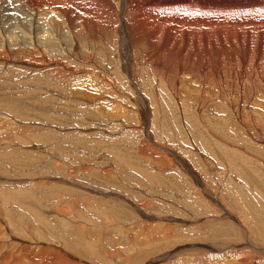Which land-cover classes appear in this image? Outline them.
I'll return each instance as SVG.
<instances>
[{"label": "bare ground", "instance_id": "1", "mask_svg": "<svg viewBox=\"0 0 264 264\" xmlns=\"http://www.w3.org/2000/svg\"><path fill=\"white\" fill-rule=\"evenodd\" d=\"M93 52H97L96 61L92 55ZM16 55H20V57ZM136 61L143 69L147 65L152 66L151 63L154 64L155 69L156 66H160L162 69L157 71L152 67L151 74L148 73L149 71L142 70L140 77L142 76L144 79L148 73L146 78L151 80L144 88H140L142 85L140 80L141 85L137 84L134 74ZM13 66L27 67L30 73L24 74L22 68L17 71L12 69ZM169 67L175 70L173 71L175 75L167 76ZM0 70V88H25L28 86L26 78L31 76L32 84L40 83L51 88L54 87L53 89L62 93L58 97L70 98L71 102L88 103L92 106V110L93 108L99 110L97 105L104 104L101 107L110 105L108 110H99L101 116L106 120H110L111 117H119L123 125L129 119H133V123L136 119L143 120L142 123L147 122L146 118L152 112L148 106L150 102L155 105L162 102L161 104L164 106L173 104L175 111L181 115L180 117L183 115L187 119L196 118V121L198 119L199 126L203 127L205 135L208 134L209 139L218 144L221 150H213L212 145L208 146L200 140L207 152L212 155L209 154L210 158L208 156L203 158L197 153V159L202 165L200 172L193 167L194 165H190L194 161L190 163L189 159H181V154L179 155L177 150L169 149L159 141L153 143L156 149L152 144L149 147L143 143L145 140L143 138L142 144L144 145L139 143L142 145L141 153L147 152L148 154L149 151L153 157L158 154L155 158L160 162L157 163L158 166H153V171L156 170L159 174L152 175L151 171H146L152 178L144 184H147L156 197L164 199L167 204L177 201L175 191L167 189L170 184L172 188L174 187L178 191L182 190V192L184 186H189L192 191H185L187 203H184L183 207H190L191 211H201V207L217 205L218 208H221L219 210L223 213V217H228L234 223L243 225L240 228L246 235H248V227L244 226V217L246 219L247 211L251 210V213L257 211L264 219V204H257L256 208L252 209V207L249 210L248 207L242 206L243 203H246V196L243 195V191L246 190L249 192L248 194L264 200V186L258 185L262 179L264 180V0H0ZM12 71L17 75H11ZM20 73H23V76ZM13 76L18 77L13 79ZM40 76L42 80H39ZM172 76L174 78H169ZM9 85L11 86L7 87ZM147 86L149 87L148 91ZM126 88L127 91L123 92V89ZM29 91L34 93V89L29 88ZM6 93L14 94V92L8 91ZM164 97L166 99L163 100ZM125 101L126 106L121 107L120 104ZM4 104L5 102L0 103L1 106ZM127 104H130V107H127ZM161 109L158 105L157 110L160 112ZM7 111L0 110V264H101V256L104 254L102 250L104 251L106 248L107 251L109 247H113L115 250L113 253L108 251L106 254L107 258L105 259L110 264H122L123 255H127L124 258V263H128L136 259L145 260L151 254H156L151 257L155 259L144 264H156L165 258L171 259L176 256L178 258L179 252H184L182 251L184 249L194 251L196 245H193L190 239H194L192 236L195 232H192L193 235L187 236L173 233L172 227L166 226L167 224L165 227L159 225L158 229L156 226L154 232L150 231L151 227L147 223L143 225V228L150 232H147L146 236L148 237L140 241L129 233L132 228L129 226L134 222L121 224L122 219L118 220L123 217L121 214H124V211L119 208L122 202H126L128 207L138 209L139 214L142 213L141 215L145 216L141 209L148 208L157 200H154L152 193H146L147 196L140 198L141 202L138 201L139 203L136 204L129 196L122 195L123 198H117L118 189L116 187L107 186L109 189L94 182V186L101 189V193L105 194L107 190L110 193L105 194L106 196H116L112 198L116 204L110 201L111 205H109L106 203L108 201H102L105 196L101 193L98 194L96 190L94 192L91 187V189L87 188L90 193H86L85 189H83L86 191L85 193H77L74 189V191H70L71 188L69 190L64 186L65 184L62 190L50 185L53 182H62H58L59 180L69 181L74 173L89 172L90 169L92 170L91 167H82V165L75 167L70 161L68 164L65 163L67 165H61L60 162L54 161L56 157L52 155L50 156L51 160H54L51 163H49V159L46 160L44 166L38 165L39 163L27 165L21 164L22 162L7 163L5 159L8 157L11 160L9 154L13 152H16L13 153L14 156L27 154V149H22L21 141L26 144L33 142L34 139H40V137L37 138L39 127L34 124L21 123L15 119L19 113L14 112L13 116ZM173 113L174 111L172 112L171 109L169 114ZM103 118L102 120H105ZM120 122L119 124H121ZM133 128L136 127L133 125ZM165 128L166 125L163 124V126L159 125L157 130L160 129L158 130L160 132ZM9 129L12 131L7 136L6 132ZM197 131L198 129L195 133L199 134ZM57 136L60 138H53L52 143L61 139L63 135ZM150 136L148 135V137ZM207 141L205 142L211 143ZM146 142L148 143L147 140ZM195 145L198 146V144ZM245 147L253 148L254 151L253 149L251 151L254 153L250 154V150L247 152ZM31 148L33 149V147ZM110 149L112 148L110 147ZM181 149L182 147L179 148V151ZM161 150L166 152L164 154L168 152L171 157L177 159L178 167H174L175 163L173 165L171 159L167 163L161 164L164 161L159 158L160 153L163 155ZM188 150L190 152V149ZM138 152L140 151L138 150ZM181 152L184 153L183 150ZM228 152L236 153L240 161H235L233 155L232 158L229 157ZM191 153H193L192 150ZM223 153L226 158L223 157ZM30 154L28 153V155ZM112 155L115 157L114 154ZM247 156H253L255 165H250V162H248L250 164L245 163L250 159L246 158ZM108 161L106 166L98 169L100 179L110 182L111 174L122 173L123 177L129 175L124 168L125 165L124 167H118L116 163L107 165ZM115 161H120L117 160V156ZM40 162L42 163V161ZM197 166L198 164H196ZM122 168L124 169L122 170ZM52 170L59 171L62 175L61 178L58 179L59 173L52 176L55 175H51L49 172ZM113 170H117V173ZM174 172H177V175L181 174L183 182ZM18 173L26 175L16 179ZM147 173H143L144 176ZM125 177L124 179H126ZM161 177L163 178L160 179ZM154 178L160 180L156 181ZM16 180L18 183H26L34 189L39 187L32 192L25 193L23 189L19 188L17 195H11L1 189V184H5L8 190L15 191ZM120 180L117 181L121 183ZM117 181L116 183H118ZM116 183L112 184L116 185ZM154 183L157 188L153 189L152 184ZM211 183L218 186L222 184L223 188L231 189L228 193L230 196L227 197H231L232 201H236L235 204H239L241 221L239 217L233 216L232 211L228 212L227 197H225L226 201L224 198L218 200V196L216 197L215 194L217 192H213V189L207 185L210 186ZM66 184L68 185V183ZM227 185L229 186L227 187ZM241 187H245V189L242 190ZM114 189L117 191L116 194L112 193L115 191ZM93 193L96 194L95 196L101 194L102 197L91 198ZM191 198L193 199L192 204L190 203ZM179 201L182 202L181 199ZM117 204H120L117 206L118 208ZM164 204L166 205V203ZM164 206L163 211L166 208ZM174 209L171 210L174 211ZM90 210L92 213L88 214L87 211ZM45 214L49 215L51 219L46 218ZM163 220L168 221L169 219L163 217ZM140 231L142 230L140 229ZM103 232H106V239ZM144 232L146 233V231ZM117 236H121V238L124 236L133 243L119 244L116 241L118 240ZM45 237L50 240L52 237L63 240L62 244L75 252L79 258L70 257V253L68 258L59 255V250L50 247L56 246V244L44 241L42 243ZM180 237L183 240H180ZM182 242L185 247L180 244L179 247H176V244ZM145 243L149 244L145 245ZM43 244L48 246L44 247ZM250 246H256V244L255 241H251L247 237L233 245H211L210 248L219 254L213 258L206 256L202 264H264V249L260 247V249L255 247L249 249ZM99 247L104 248L100 249ZM50 249L51 252H49ZM130 251L134 253L129 254ZM256 251L260 254H256ZM66 252L63 251V253ZM183 260L180 264H192L191 260Z\"/></svg>", "mask_w": 264, "mask_h": 264}, {"label": "rangeland", "instance_id": "2", "mask_svg": "<svg viewBox=\"0 0 264 264\" xmlns=\"http://www.w3.org/2000/svg\"><path fill=\"white\" fill-rule=\"evenodd\" d=\"M96 53L97 52H93L92 53V55L94 56V60L95 61H96V59H95ZM16 56L17 57H20V55H16ZM134 64H135L134 74H135V77L137 78V82H138L137 84H139V86H140L141 85L140 83L142 82V85L140 86V88H142V87L144 88L146 85H148V82L151 81V80H148V78H146V75H148V73L149 74L152 73V71H151L152 70L151 69L152 67L155 69L154 64L151 63L152 66H150V65L145 66L146 69L145 68L144 69L141 68V66L137 64V61ZM20 68L23 69L24 74L26 72L30 73L27 70L28 69L27 67H23V66H18V67H14L13 66L12 67V69H15L17 71H19ZM158 68H159V70H158ZM156 69H157V71L162 70L160 66H156ZM142 70L143 71L145 70L147 72L149 71L144 76V79H142V76L140 77V75L142 73ZM246 70L248 71V68ZM173 71H175V70H173V68H170L169 67V70L167 71V73H169V74H167V76L175 75V72H173ZM0 73H1V70H0ZM13 74L14 75H17L16 72H13L12 71L11 75H13ZM20 75L23 76V73H20ZM16 77H18V76H15V77L13 76V79H15ZM30 77L31 76H29L28 78H26L27 79L28 86H25V88L24 87L21 88V89H16V88H12V89H9V88L7 89L6 88L5 89L3 87L0 88V103L1 102H5V104L3 106L0 105V110H5V111L8 110L7 112L10 113V115H13L14 112L19 113V116L22 114V116H20V117L17 114V116L19 118L17 117L15 119L18 120V121H20L21 123H24V124L25 123L26 124H34L35 126L39 127V132H37L39 135H38L37 138L40 137L39 140H35L34 139V141H33L34 143L31 142L33 144H31V143H26L25 144V142L23 143L21 141V143H22V149L26 148L27 149L26 150L27 151V154H25L24 156H22V155L14 156L13 153H16V152H13L12 154H9V157L11 158V160H9L8 157L5 159V161H7V163H13V162L21 163L22 162L21 164H24V165L25 164L27 165V164H33V163L38 164L39 163L38 165H43L44 166V164H45L44 162L46 160L49 159V163H51L54 160V159L51 160V157L50 156L52 155V156H55L56 157V159L54 161L60 162L59 164H61V165H67L68 164V161H70V162H72L73 166H75V167H77V166H80L81 167V165H82V167L87 166V167H91L92 168V170L90 169L89 172H86V173H82V172L81 173H74L73 175H71V177L73 179L71 178V180H69V181L59 180L58 182L62 181L63 183L62 182H60V183H57V182L51 183L50 185L51 186H55L56 189L62 190L64 188V186H66V187L69 188V190L71 188L70 191H72L74 189L75 191H77V193L78 192H80V193H83L84 192L85 193L86 191H87L86 193H90V192H88V189L87 188H89V189L92 188V189H94V192L97 191V193L99 194V193H101V189H99L98 187L94 186V182H98V185L100 184L102 187H106V188L116 187L118 189V192L114 189L115 191L112 192V193H115L116 194V192H117V196H118L117 198H123L124 196H122V195H125L126 197L129 196V198H131L132 200H134L136 204H138L139 202H141L140 198H144V196L145 197L147 196L146 193L147 194H151V193L154 194V196L153 195H151V196L154 197V200L157 199L156 201H154L155 204L150 205L151 206V207L149 206L150 209H148L149 207L148 208H143V210L141 209V211L144 212V214H145L146 217L143 216V215H141L142 213L139 214L140 211L138 209H136V208L133 209L131 207H128V204L126 205V202H122L121 203L122 206L119 204L120 205L119 208H121L120 210L124 211V214H121V215H123V217H120L118 215V217H120L118 220L122 219L121 220L122 221L121 224L122 223L130 224V223H133L134 222L131 226H129L130 228L132 227L131 230L129 231L130 235L133 236V237H135V238H137V239H139L140 241H143L145 237H148V236H146L147 235V232H150L152 230L153 231L154 230L156 231V229H158V226L159 225H160V227L161 226L162 227H165V225L167 224L166 226L172 227L173 233H181V234H185V236H187V235H193L192 232H195V234L192 236V237H194V239H190V240H192L193 245H196L193 252H191L190 250L187 251L188 249L182 250L184 252H179L181 250L180 249L178 251L179 252V255H180V256H178V258H177V256L176 257H172L171 259L165 258V259L159 261L156 264H162V263L163 264H166V262H167V264H180L181 262L184 261L183 259L189 260V261L191 260L192 261V264H193V261H194V264H195V262H198V264H202V262L204 261V258H206V256H209V257L213 258L214 256H216V255L219 254L215 250H213V248H210L211 245H213V246L233 245L235 243L240 242L245 237L249 238V240H251V241H255L256 246H252V247H255V248H259L260 247V248H263L264 249V223H263L264 222V219H262L263 217L261 218L262 215L260 216L259 215L260 213H258L257 211H252V213H251V210H249L252 207H253L252 209L256 208L255 205H257V204L258 205H263L264 204V200L263 199L260 200L258 197H254L252 194H248L249 192L247 190L246 191H243L244 192L243 195L245 194V196H246L245 197V202L246 203H243L242 204V206L248 207L247 209L249 210V211H247L248 212L247 217H246L247 221H246V219L244 217L245 215H242V216L244 217V220H245L244 226L245 227H248V229H247L248 235H246L241 230L240 226L242 227L243 226L242 224L241 225H238V224H236L237 222L234 223L232 221V219H228V217L227 218L223 217V213L220 211L221 208L220 207L218 208L217 205H213L212 204L210 207H209V205H207V207H201L200 208L201 211H191L190 207H188V208L185 207V206L183 207V205H185L187 203L186 200H185L186 199L185 194L188 191H186V190L192 191L189 186H184L182 188L183 189V192H182V190H179L178 191V189H176L174 187L172 188V186L170 184V186L167 187V189L169 188L171 190H174L175 193H176V195H177V201H179V199H181V201L183 203L182 202L180 203V201L177 202L176 200L173 201L174 199L172 198L171 200L173 202L168 203L169 204L168 205L167 202L164 201V199L156 197V194L154 192H152L151 189H149L150 187H148L147 184H144L148 179L151 180V178H152V176L149 175V173H147L148 171L149 172L151 171L152 173H150V174H152V175L153 174L155 175V174L158 173L156 170H154L156 172L153 171V169H154L153 166H158L157 163L159 162V160L156 159L157 158L156 155L158 156V154H156L153 157V155H151V153L149 151H148V154L150 156L147 154V152L146 153L144 152L145 154L144 153H141V146L144 145L145 143L148 146L150 144H152L153 148H155L153 143L155 141L156 142L159 141V143L163 144L165 147H167V148L169 147V149H172V150H177V153L179 155L181 154V156H180L181 159H185V158L186 159H189L190 163L194 161L193 164L192 163L191 164L189 163V164L191 166L194 165L193 167L196 168V169H198L200 172H201L202 165L199 162V160L197 159V156H198L197 153H199L201 156H203V158H205L207 156L210 158L212 156L204 148V144H202V141H204V143L207 144L208 146L212 145L211 148L213 150H215V149L216 150H219V151L221 150V148L219 147L218 144L214 143L213 141H211V139H209L210 136L208 134L205 135V132H204L203 127L201 126L202 129H203L202 130L201 127L199 126L200 125V123H199L200 121L198 119H197V121L195 120L196 118L195 119L194 118H192V119L191 118L190 119L188 118L187 119V117L185 118V117H183V115H182V117H180L181 115H179V112L178 111H175L176 109H174V106L171 103H170L171 106H167L169 104H167L166 106H164V104H161L162 102L159 103L158 105H160V108H162L160 110V112H162V113H160L157 110L158 105L157 104L155 105V103L152 104V102H150L151 104L149 103L148 106L151 108V111L152 112L148 115V118H146V120H148L147 121L148 122V125H147V122L145 120H144L145 122L142 123L143 120L140 121L139 119H136V121H134V123H133V119H129V121H125V123L123 125L122 124V120L119 117H111L110 116L112 120L111 119L110 120H106V118H103V116H101L102 114H100V111L99 110H103V111L104 110H108L107 108H110L109 107L110 105L109 106H103V107H101V106L104 105V104H101V106L100 105L99 106L97 105V107H99V110L98 109L95 110V108H93V110H92V108H91L92 106L89 105L88 103H81V102H78V101H72L71 102L70 101L71 100L70 98H66L65 97L67 99L66 100V99H64L62 97H58V95L59 94L62 95V93L58 92L57 89H53L54 87L51 88V87H48L46 85H42L40 83H34V84H32L33 83V80L31 81ZM169 78H174V76L169 77ZM223 79H224V77L222 78V80ZM39 80H42L41 76L39 77ZM10 86L11 85H9L7 87H10ZM28 87L31 88V89H34V93L35 94L32 93V92L30 93ZM148 88L149 87L147 86V91L149 90ZM48 89H49V92H48ZM27 90H28V92H27ZM45 90H47V91H45ZM7 91L8 92H14V94L13 95H8L6 93ZM124 91H127V88L126 89H123V92ZM164 91H166V90H164ZM128 93H130V92H128ZM11 97L13 98V100H16V101H13ZM164 99H166V97H164L163 100ZM63 100H65V101H63ZM120 105H121V107H125L126 106V101L125 102H122ZM129 105L130 104H127V107H130ZM87 106H90V107H87ZM168 107L172 109V112L174 111L173 114H169L171 112V109H169ZM94 110H95V112H93ZM167 110H168V112H167ZM97 111H99V112H97ZM99 114H100V116H99ZM160 116H162V117H160ZM149 117H150V119H149ZM89 118H90V120H89ZM102 118L105 119V120H102ZM162 118H164V119H162ZM118 119H119V121H118ZM113 120L115 121L114 124H113ZM188 121H190V122H188ZM119 122L121 124H119ZM137 123H138V126H137ZM140 124H142L143 126L140 125ZM163 124L166 125V128H165V130L164 129H161V131H160L161 133H160V132H158V130H160V129L157 130V128H158L159 125L163 126ZM133 125L136 128H133ZM197 129H198L197 132L199 134L202 133L205 136L200 134L202 136L201 137L199 134L195 133ZM11 131H12V129H9L6 132V135L8 136V134ZM145 131H147L150 134H146ZM72 133H73V135H72ZM105 134L107 135V137H106ZM57 135H60V136L63 135V136H61V139H59V140L57 139V141L55 140L53 142L54 143L53 144L52 143V139L53 138H55V137L56 138H60ZM103 135H104V137H103ZM148 135L149 136L150 135H153V136L155 135L154 136L155 138L153 136H150V137L153 138V139L151 138V140H150V137H148ZM142 139L144 140V142L142 141ZM154 139H156V140H154ZM146 140L148 141V143L146 142ZM194 140H195V142H194ZM200 140H202V141H200ZM207 140L210 141L211 143H209ZM17 141H19V140H17ZM205 141H207L208 143H206ZM142 142L144 144H142ZM212 142H213V144H212ZM64 143H66V144H64ZM139 143L142 144V145H140ZM195 144H198V146L195 145ZM201 144H202V146H201ZM23 145H25V147H23ZM31 147H33V149ZM110 147L112 149H110ZM144 147H147V146H144ZM181 147H182L181 151L183 150L184 153H182L181 151H179V148H181ZM196 148H197V150H196ZM245 148H246V150H248L247 152H249V150H250V152H249L250 154H253L254 153L253 152L254 151L253 148H251V149H250V147H245ZM188 149H190V152H188L189 151ZM252 149H253V151H251ZM138 150L140 152H138ZM191 150H192L193 153H191ZM113 151H115L116 153L113 152ZM161 152H163V155H162V153H160L159 154L160 155L159 158H161V159L164 160V161L161 162V164L162 163H167L169 161V159H171L173 165L175 163L174 167H178L177 166V163H178L177 159L175 160V158L171 157L168 154V152H167V154H164V153H166V152H164V150H161ZM28 153H31V154L28 155ZM189 153L192 154V155H194V156H191ZM112 154H114L115 157L117 156V160H120V161H115V157H112L113 156ZM185 154H187V155H185ZM138 155H139V157H137ZM164 155H166V156H164ZM227 155H229V157H231V158H232V155H233V159L235 161H240V158L239 157L237 158V154L234 153V152L233 153L232 152H228ZM147 156H149V157H147ZM152 157H153V159H151ZM223 157H224V153H223ZM82 158H84V159H82ZM224 158H226V157H224ZM246 158H250V159L249 160H246L245 163L250 162L251 164L250 163H248V164H250L252 166L255 165V164H253V163H255V160L253 159V156H251V157L247 156ZM107 159H109L110 161H108ZM192 159H194V160H192ZM196 159H197V161H196ZM251 159L254 162H252ZM255 159H257V158H255ZM8 161H12V162H8ZM40 161H42V163ZM107 161H108L107 165L109 163H112V164L114 163V165L116 163V165L118 167L119 166H123L124 167V165H125L124 168H126L125 170H127V174H129V175H126V177L124 176L126 179H124L123 175L121 176L122 173L121 174L117 173V170H113L114 172L117 173V175H112L111 174V176H112L111 177V181L109 179V181L111 183L110 182H107L106 180H104L105 181L104 182L103 179H100L101 176H100V173H99V170L98 169L100 167H102V166H106V162ZM63 162H64V164H63ZM65 163H67V164H65ZM195 163L198 164L197 167H196V164ZM126 165H131L132 168H131V166L128 167ZM144 167H146L147 169L144 168ZM174 167H173V169H175ZM238 167L240 168V165ZM124 168H122V170ZM135 168H137L136 171H134ZM137 170L139 171V173H138ZM49 172L51 173V175L52 174H55V175H52V176H56V174L59 173V171L57 172V171H53V170L52 171H49ZM140 172H143L144 174L147 173L148 176L147 175L144 176V174L143 173H140ZM131 173L132 174L134 173L135 175L134 174L132 175ZM174 173L177 175V172H174ZM160 174H161V172H160ZM25 175L26 174L18 173L16 179L22 178ZM140 175L142 176V178L144 180H141L142 178H140L141 177ZM205 175L206 174L204 173V176ZM60 176H62V175L59 173V178L58 179L61 178ZM135 176H137V177H135ZM65 177H67V176H65ZM177 177H178V179H180L181 182H183V178H182V176H181L180 173H179V175H177ZM107 178H110V177H107ZM136 178H138V179H136ZM162 178L163 177H161L160 179H162ZM115 179H116V181L121 179L120 181H122V182L119 183V181H117L118 183H116ZM154 179L156 181L160 180L159 178H154ZM73 180H75V181H73ZM124 180L127 181V182H125ZM150 180H148V181H150ZM114 182L116 183V185L118 187L116 185H113L112 184ZM263 182H264V180L262 179L258 185L264 186V183ZM66 183H68V185ZM127 183H130V184H127ZM184 184L187 185L186 182H184ZM207 185H208V187H210V189H213V192L214 191L217 192L215 194H216V197L218 196L217 197L218 200H219V198L220 199L221 198H224V201H226V199L228 198L227 196H230L228 193L231 191V189H229V188L228 189L227 188L226 189L223 188L222 184H219V186L216 185V184L215 185L214 184L212 185V183L210 184V186H209V184H207ZM249 185H252V184L249 183ZM15 186H16V189L13 192L10 191V190H8V188H7V186L5 184H1V189L3 191L7 192V193H10L11 195H17L19 188L23 189L24 190V193H25V192H32V191L36 190L39 187V186H37L36 189H34L33 187L27 185L26 183H18V180L15 181ZM71 186H73V187H71ZM107 186H109V187H107ZM132 186H133V188H131ZM145 186L148 187V188L146 189ZM212 186H214V187H212ZM228 186L229 185H227V187ZM155 187H156L155 183L152 184V188L154 189ZM4 188H6L7 190H5ZM79 188H80V190H79ZM241 188H242V190L245 189V187H241ZM241 188H240V190H241ZM83 189H85L86 191L83 190ZM176 190H177V192H176ZM131 191H132L133 194L131 193ZM174 191H172V193H174ZM180 191L182 192V194H181ZM107 193H110V192H108L106 190L105 191V194H107ZM101 194H103L105 196V199L104 198H101V199H104L102 201H108L106 203H109V205H111L110 201H112L114 204H116V202H114L113 199H112V198H114L116 196H114V195H107L108 196V198H107V196L103 192ZM101 194L95 196L96 194L93 193L92 195H94V196L91 195V198H93V197H96V198L99 197L100 198V196L102 197ZM130 194H132V195H130ZM179 194H180V197H179ZM151 196H150V199H151ZM189 196L192 197V195H189ZM225 197H227V198L225 199ZM137 198H138V200H137ZM229 198L227 199V202L229 204L227 203V205H226V202H224V204L229 208V211L228 212H231L232 211L231 213L233 214V216H235L236 218H238V217L240 218L241 214L239 213V210H238V207H239L238 205L239 204L238 203L235 204L236 201L235 200L232 201L231 197H229ZM255 199H257V200L255 201ZM160 201L162 202V204H159V203H161ZM174 202H176L177 204L174 203ZM164 203H166V205ZM190 203L191 204L193 203V199L192 198L190 200ZM163 204L166 206V208H164L165 209L164 211H163V206H164ZM119 205L117 204L116 207L119 206ZM155 205H156L157 209H156V207H154ZM160 205H163V206L161 207ZM180 205H182V206H180ZM101 207H103V206H101ZM158 208L160 209V211H159ZM154 209L157 210V211H155ZM171 209H174V211L176 209L177 210L180 209L178 211L180 213H178L177 210L175 211L177 213H175ZM90 211H87V213L88 214H91L92 211L91 212ZM182 211H184V212H182ZM157 212H158L159 215L157 214ZM173 213H175V214H173ZM183 213H185V214H183ZM148 214H149V216H148ZM45 215L47 216V214H45ZM132 215H133V217H132ZM212 215L215 218L214 217H211ZM158 216H159V219H158ZM173 216H176V217H173ZM216 216H218V218H216ZM163 217H167L169 220L168 221L167 220H163ZM46 218L51 219V217H49V215ZM123 219H125L126 221L123 220ZM130 220H131V222H130ZM151 220H154V221L151 222ZM240 221H241V218H240ZM167 222H169V223H167ZM175 223H177V224L179 223V224L177 225ZM144 224L150 225V227H151L150 231L149 230H145L143 228V225ZM156 226H157V228H156ZM139 228L142 231H140ZM174 230H176L177 232L174 231ZM144 231H146V233ZM106 232L108 233V231H106ZM106 232H103V235H105V239L107 238ZM46 238L47 237L43 238L42 243H44V242H50L52 244L53 243L56 244V246L53 245V246H50V247H54V249L56 248L55 250H59V255H64V256H66L68 258L69 257V253H70V257H73L74 256L73 258H76L77 259V257H78L77 254L75 252H73L72 250H70L68 247H66L64 244H62L63 243V240H60L57 237H52V240H50V238H48V239H46ZM53 239H56L55 240L56 242ZM119 239L120 240L122 239V241L120 242ZM180 240H183V239H181V237H180ZM197 240H199V241H197ZM116 241L119 242V244L120 243H122V244H127V243H130L131 244V243H133L132 241L129 242V240H127L124 236L122 238H121V236L118 237V240H116ZM192 242H190V243H192ZM130 244H129V246H130ZM147 244H149V243H145V245H147ZM179 244H180V246H183L184 245V243L182 242V243L176 244V247H179L178 246ZM185 244H188V243H185ZM110 245L112 246V244H110ZM188 245H190V244H188ZM42 246L47 247L48 245L47 244H43ZM183 247H185V246H183ZM252 247L250 246L249 249H252ZM99 248L100 249H103L104 247H99ZM105 249H104V251L102 250V253L104 252V254L101 256V261H100L101 264H103V263L105 264L107 262V259H105V258H107L106 254L108 253V251H109V253L115 252V250H114L113 247L107 248V251ZM69 250H70V252H69ZM63 251H65V252L67 251V252L66 253H63ZM254 251H255V249H254ZM49 252H51V249L49 250ZM67 253H68V255H67ZM132 253H134V252H132V251L129 252V254H132ZM251 253H253L252 250H251ZM258 253L260 254V252L256 251V254H258ZM155 255L156 254H151L149 256V258H147L145 260L136 259V260H132V261H130L128 263H124L125 262V259L124 258L127 255H123L122 256L123 257V261L121 260V262H122V264H144L146 262H149L151 260H154L155 258H151V257H153ZM83 259L86 260L87 258L86 259L83 258ZM164 260L166 262H163ZM108 262L106 264H110Z\"/></svg>", "mask_w": 264, "mask_h": 264}]
</instances>
